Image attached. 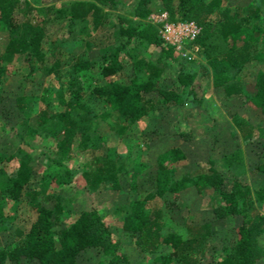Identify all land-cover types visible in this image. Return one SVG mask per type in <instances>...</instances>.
I'll return each instance as SVG.
<instances>
[{"label":"trees","instance_id":"trees-1","mask_svg":"<svg viewBox=\"0 0 264 264\" xmlns=\"http://www.w3.org/2000/svg\"><path fill=\"white\" fill-rule=\"evenodd\" d=\"M22 1L25 2L24 10L21 9ZM118 1L73 0L62 5L36 7L27 0H0V20L9 28L5 53H21L29 58L40 54L47 39L46 23L51 20H58L64 27L66 36L58 41L60 45L64 46L69 40L81 41L103 23L102 4L114 5ZM247 2L160 0L157 4L155 0H137L134 15L138 21L125 19L127 23H124L120 16L115 28L117 42L102 52L98 63L78 56L62 70L63 60L56 56L48 71L57 81L51 90L59 108L50 107L48 101L38 108L41 123L52 120L58 126L54 135L55 155L49 156V179L57 183L74 180L71 168L62 159L72 151L79 134L77 145L98 159L95 167L83 171L85 182L95 187L119 188V174L123 169L120 159L108 152L95 154L99 147L97 121L106 120L116 112L132 125L182 102V94L193 80V74L179 71L175 85L160 84V67L141 50L142 44L152 43L168 56L174 52V46L164 41L156 25L145 20L155 9L166 11L171 20H192L200 26L193 42L211 70L213 87L235 104L231 113L243 104L251 105L264 126V18L260 19L259 7H250ZM234 3L237 4L235 9L231 6ZM245 6H248V12L240 14L238 11ZM21 11L23 17L18 19L17 14ZM137 22H142V26L138 27ZM2 57L0 51V68ZM248 62H256L259 66L251 83L246 85L240 73ZM98 74L103 81L99 80ZM153 91L159 96H151ZM27 97H17L19 108L26 113L27 107H32ZM239 128L243 136L248 137L247 125H239ZM155 130L156 127L150 131ZM146 132L141 133L140 139L145 147L150 139ZM213 138L215 143L210 149L207 165L181 177L174 176L175 168L185 158L181 139L171 137L164 149L151 147L149 150L147 160L155 167V190L152 194L130 199L121 226L140 254L138 259H131L119 251L108 223L96 208L71 212L63 207L60 195L52 202L42 201L30 166L20 159L8 175L9 186H0V227L9 228L16 222L21 204L29 205L31 211L19 218L13 241L0 248V264H77L78 254L86 248H95L105 256L96 264H200L198 246L207 232L201 224L188 221L187 211L175 209L182 205L181 193L191 187L200 193L210 190L221 196L222 200L214 207L215 217L243 212L224 254L210 264H256L259 255L256 244L264 235V213L248 214L240 210L238 194L248 193L249 186L244 181L242 187L235 184L226 187L214 161L231 151H223L217 146V134ZM127 157L132 160L130 174L134 187L136 175L148 166V162L142 161L140 156L131 157L130 153ZM250 173L252 180L261 178L254 189V197L262 201L264 159L252 165ZM10 200L16 204L12 211L8 206ZM164 218L184 224L186 230L165 228ZM61 221L64 225L54 227Z\"/></svg>","mask_w":264,"mask_h":264},{"label":"rangeland","instance_id":"rangeland-1","mask_svg":"<svg viewBox=\"0 0 264 264\" xmlns=\"http://www.w3.org/2000/svg\"><path fill=\"white\" fill-rule=\"evenodd\" d=\"M27 1H31L36 7H45L49 4H67L73 0ZM246 1L250 2V7H259L262 15L260 19H263L264 0ZM155 2L160 4V0ZM136 3L137 0H119L114 5L102 4L105 11L103 23L83 40H69L63 44L64 46L58 43L65 39L64 27L58 20L48 21L47 39L42 44L41 52L30 58L21 53L14 55L5 53L4 46L9 37V28L0 20V51L3 53L0 68V186L8 187V175L20 159L26 161L42 201L52 202L56 195H60L63 207L71 212L96 208L108 223L119 251L131 259H138L141 256L131 239L123 233L121 228L123 215L130 199L154 192L155 167L152 161L147 160L148 153L151 147L158 150L167 147L171 137H174V140L181 139L180 147L185 154V158L174 171L175 177H181L207 165L210 149L215 143L213 137L217 134V146L223 151H231L214 161V166L221 172L226 187L230 188L235 184L239 188L242 187L241 183L247 181L248 193L243 191L238 194L240 210H245L248 214L264 213V200L259 201L254 197V189L261 178L252 180L250 173V167L264 159L263 123L257 110L248 104L239 106L236 112L231 113L235 104L213 87L211 70L192 45H187L181 50L174 48L171 56L166 55L159 46L152 43L143 42L144 44L141 45V50L160 67V84L175 85L179 71L193 74V80L182 94L181 103L173 105L167 111L154 113L132 125H128L116 112L106 120L97 121L99 131L96 134H98L99 147L95 154L105 155L108 152L120 159L119 162H122L125 170L121 169L119 174L121 183L119 188H112L109 185L95 187L85 182L83 171L95 167L98 159L93 153L77 145L79 134L72 151L62 159L63 163L71 168L74 180L57 183L47 176L50 170L49 156L55 155L54 135L58 126L52 120L41 123L38 108L46 101L49 102L50 107L59 108L51 90L57 85V81L48 71V67L56 56L63 60L62 70L67 69L70 62L78 56L98 63L102 52L117 42L115 28L120 16H123L124 23L125 19L138 21L139 18L134 15ZM24 5L25 2L22 1V10L25 9ZM236 5L234 3L231 6L235 9ZM161 11L163 10L155 9L153 12ZM238 12L246 14L248 6L240 8ZM41 14H44L43 11ZM17 17L18 19L23 17L22 11ZM145 20L149 21L150 18L147 16ZM251 20H253L252 16ZM137 25L141 27L142 22H137ZM258 66L256 62H248L242 69L240 77L246 85L253 80ZM93 73L97 75V70ZM98 77L103 81V77L99 74ZM22 95L28 96L26 99H30L32 103V107H27L28 113L21 110L17 104V97ZM150 95L159 96L155 91ZM239 125H247L248 137L243 136ZM155 127V131H150ZM145 130L150 136L147 147L140 142L141 133H145ZM128 153L131 157L140 156L142 161L148 162V166L136 175L134 187L131 186L132 160H128ZM180 197L182 205L175 209L187 211L188 221L191 224H201L203 230L207 232L198 246V257L200 264H210L224 254V248L232 241L233 228L241 222L243 212L215 217L214 207L222 200L215 191L207 190L200 193L191 187L181 193ZM15 205L11 200L8 202L11 211L15 209ZM30 211L29 205L24 204L17 209L20 219ZM19 218L16 222H12L9 228L0 227V248L8 245L15 238V226L19 224ZM62 225H64L63 221L57 222L54 227ZM164 227L178 231L186 230L184 224L165 218ZM256 246L259 249L256 264H264V235L259 237ZM104 258L105 256L97 249L86 248L78 254L77 264H96Z\"/></svg>","mask_w":264,"mask_h":264},{"label":"built area","instance_id":"built-area-1","mask_svg":"<svg viewBox=\"0 0 264 264\" xmlns=\"http://www.w3.org/2000/svg\"><path fill=\"white\" fill-rule=\"evenodd\" d=\"M148 18L156 25L157 31L164 41L174 46L175 49L181 50L187 45H192L197 49L193 40L199 33L200 26L194 21L171 20L164 10L159 13L151 12Z\"/></svg>","mask_w":264,"mask_h":264}]
</instances>
